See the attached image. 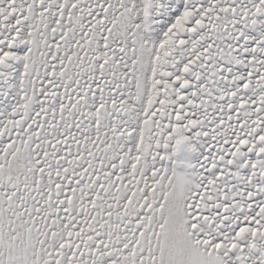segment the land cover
<instances>
[{"label":"snow or ice","instance_id":"6c2138e0","mask_svg":"<svg viewBox=\"0 0 264 264\" xmlns=\"http://www.w3.org/2000/svg\"><path fill=\"white\" fill-rule=\"evenodd\" d=\"M0 264H264V0H0Z\"/></svg>","mask_w":264,"mask_h":264}]
</instances>
